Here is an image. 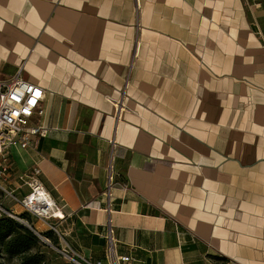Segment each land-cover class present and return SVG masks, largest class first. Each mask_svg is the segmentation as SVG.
<instances>
[{
	"label": "crops",
	"instance_id": "crops-1",
	"mask_svg": "<svg viewBox=\"0 0 264 264\" xmlns=\"http://www.w3.org/2000/svg\"><path fill=\"white\" fill-rule=\"evenodd\" d=\"M142 3L108 213L132 0H0V80L20 72L44 90L32 124L50 132L7 152L0 190L40 170L84 264H106L109 220L131 264H264V0Z\"/></svg>",
	"mask_w": 264,
	"mask_h": 264
},
{
	"label": "built area",
	"instance_id": "built-area-1",
	"mask_svg": "<svg viewBox=\"0 0 264 264\" xmlns=\"http://www.w3.org/2000/svg\"><path fill=\"white\" fill-rule=\"evenodd\" d=\"M135 24H136V47L134 52L133 61L128 67L130 73L125 78L124 88L121 93V97L117 100H112L111 103L114 107V125L113 133L107 144L111 146V161L109 172V186L108 192L104 194L106 204L108 206V213L111 212L112 193L111 188L115 180V172L113 171V160L118 146L117 136L119 134V127L124 120V114L127 112L126 95L130 88V75L132 69L136 65V61L139 58L140 49V35L142 32V12L143 3L142 0H132ZM45 98V92L41 87H38L31 82H27L21 76L19 72L15 77L5 80H0V161L7 158V152L12 148L29 149L32 145V139L35 136L47 138L49 135V129L32 124L33 117L35 115H42L43 112L40 109ZM3 172L6 169H2ZM41 172L38 169H34L32 174H22L18 177L19 185L16 191L23 188L28 189L27 195L19 197L16 191L2 190L4 194L12 201L19 205L21 209H24L33 218L42 220L47 223L50 230L53 231L56 236L65 244V238L59 230V225L65 220L66 215L63 213V208L54 200L52 195L46 191L39 176ZM8 215L17 222L20 217L14 214L12 209L10 212L6 209H2L0 205V217ZM49 221H55L56 224H51ZM105 238L107 240V255L106 264H131L133 258L131 255L116 257L115 247L116 239L114 237V227L109 220ZM64 254H71L69 248L66 246L62 250ZM83 264V263H82ZM90 264V263H86ZM101 264V263H96Z\"/></svg>",
	"mask_w": 264,
	"mask_h": 264
},
{
	"label": "trees",
	"instance_id": "trees-1",
	"mask_svg": "<svg viewBox=\"0 0 264 264\" xmlns=\"http://www.w3.org/2000/svg\"><path fill=\"white\" fill-rule=\"evenodd\" d=\"M21 218L35 229L26 216ZM39 235L49 242L51 241L54 246H59L60 240L53 231L39 233ZM50 253H53V250L49 249L46 242L35 232L8 215L4 214L0 217V264H12L14 261H16L15 264H61L55 263L51 259ZM57 256L61 258L59 254Z\"/></svg>",
	"mask_w": 264,
	"mask_h": 264
},
{
	"label": "rangeland",
	"instance_id": "rangeland-1",
	"mask_svg": "<svg viewBox=\"0 0 264 264\" xmlns=\"http://www.w3.org/2000/svg\"><path fill=\"white\" fill-rule=\"evenodd\" d=\"M0 205L2 206V209H6L7 211H11L10 208H12L14 210V214L17 215V217H22V216H26L31 223L33 224L34 222L37 223L39 220H37L36 218H33L32 216H30L28 213H26L24 211V209H21V207L19 205H16V203L14 201H12L10 198H8L6 196V194L2 193L0 190ZM22 219V218H21ZM24 220V219H23ZM25 222H27L26 220H24ZM54 222V221H51ZM28 223V222H27ZM29 224V223H28ZM31 225V224H30ZM34 225V224H33ZM32 226V225H31ZM46 227V226H45ZM47 228V227H46ZM36 229V228H35ZM37 230V229H36ZM38 232V230H37ZM40 233V232H39ZM60 240V239H59ZM51 243V244H50ZM50 245H48L49 249L51 248L53 250V253H50V257L51 259L55 262V263H61V264H82L80 263L78 260H76V258L74 257L73 254H65L63 255L62 253H60L58 250H62L64 248V243L62 241H60L59 246L56 247L53 245V243L50 241ZM55 252V253H54ZM59 254L61 256L58 257L57 254ZM76 261H74V260ZM16 261H14L15 264ZM84 264V263H83Z\"/></svg>",
	"mask_w": 264,
	"mask_h": 264
},
{
	"label": "water",
	"instance_id": "water-1",
	"mask_svg": "<svg viewBox=\"0 0 264 264\" xmlns=\"http://www.w3.org/2000/svg\"><path fill=\"white\" fill-rule=\"evenodd\" d=\"M21 224H23L25 227H27L28 229H30L32 232H35L41 239H43L48 245H50L51 243L47 240V239H44L43 237H41L39 235V233L33 229L30 224H28L27 222H25L23 219H19V221ZM50 243V244H49ZM60 253H62V251L58 250ZM63 255H65L64 253H62ZM67 255V254H66ZM74 260V259H73ZM75 261V260H74ZM76 262V261H75Z\"/></svg>",
	"mask_w": 264,
	"mask_h": 264
}]
</instances>
